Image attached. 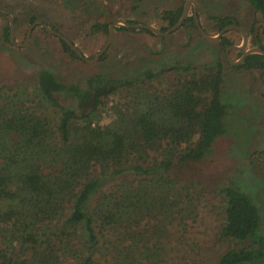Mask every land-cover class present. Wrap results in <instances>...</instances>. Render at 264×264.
<instances>
[{"label":"trees","instance_id":"obj_1","mask_svg":"<svg viewBox=\"0 0 264 264\" xmlns=\"http://www.w3.org/2000/svg\"><path fill=\"white\" fill-rule=\"evenodd\" d=\"M248 1L264 23V0ZM102 3L61 1L81 26L107 34L114 17L99 21ZM27 6H19L14 24L39 18ZM181 11H164L167 27L160 30L176 23ZM212 19L216 30L235 24L231 17ZM181 26L197 32L193 16ZM3 40L9 42L7 23ZM260 42L254 43L264 50ZM231 43L225 36L217 41L222 52ZM233 68L264 72V56L250 54ZM207 69L197 72L187 62L85 88L42 69L31 92L0 91V264H175L173 253L198 264L195 247L172 244L171 229L186 232L198 215L200 165L225 133L223 65ZM167 74L174 77L168 90L152 84ZM59 93L77 106L60 105ZM219 191L220 238L229 245L217 264H264V209L237 187Z\"/></svg>","mask_w":264,"mask_h":264},{"label":"rangeland","instance_id":"obj_2","mask_svg":"<svg viewBox=\"0 0 264 264\" xmlns=\"http://www.w3.org/2000/svg\"><path fill=\"white\" fill-rule=\"evenodd\" d=\"M61 1L0 0V91L9 94L26 89L31 92L36 88L37 75L42 69L51 72L64 84L85 88L91 85L111 86L113 80L131 77L146 69L155 70L190 62L197 72L202 73L207 68H214L217 61L222 63L221 100L229 109L224 119L225 133L215 139L212 154L200 165L198 180L202 184L204 196L198 206V215L189 223L186 232L181 233L176 227L171 229L175 242L172 244L184 241L195 247V261L198 264H217L219 255L229 245L228 241L220 238L223 204L220 203L219 189L237 187L264 209V72L234 69L236 65H231L227 58L236 61L242 51H229L226 55L225 50H220L217 41H207L194 29L182 26L166 36H159L116 30L115 27L121 25L116 24L112 40L104 52L105 57L92 64L67 54L56 37L39 25L34 27L25 42L30 24L21 19L14 24V43L25 44L14 46L10 41L3 40V29L8 24L4 16L13 18L19 15V6L30 5L36 9L40 21L69 38L85 57L93 58L105 43L108 32L92 33L89 28L81 26L76 14L62 6ZM100 1L105 7L98 15L99 21L113 16L110 23L122 18L160 29L167 27V23L161 20L162 13L182 9L189 0H143L139 4L134 0ZM192 1L196 3V14L201 26L209 35H216L219 31L212 17H231L247 33V48L256 46L254 42L258 37L261 45H264V36L261 34L264 23L248 0ZM6 5L12 9H5ZM192 9L193 4L189 3L188 16L193 15ZM223 36L232 42L231 45H239L242 41V35L236 29L227 31ZM173 78V75L167 74L152 84L158 89L168 90V82ZM55 96L62 106H77L75 99L63 96V93ZM48 115L54 116V111L51 110ZM172 255L175 264H186L187 254Z\"/></svg>","mask_w":264,"mask_h":264},{"label":"water","instance_id":"obj_3","mask_svg":"<svg viewBox=\"0 0 264 264\" xmlns=\"http://www.w3.org/2000/svg\"><path fill=\"white\" fill-rule=\"evenodd\" d=\"M189 3L193 4V9H192V13H193V20H194V25L195 28L197 30V32L199 33V35L207 40V41H211V42H215L218 41L227 31L232 30V29H236L238 30L241 35H242V41L239 45H229L225 48V54L227 55L229 53V51H242L240 57L238 60L236 61H231L229 58H227L228 62L231 65H239L241 64L244 59L250 55V54H260L264 56V50L259 48L257 45L253 46V47H249L247 48V43H248V37H247V33L239 26L236 24H230L227 25L225 27H223L222 29H220L216 35H209L208 33H206L204 31V29L201 26V23L199 21V18L196 14V3L192 0L187 1L181 11V14L178 18V20L176 21V23H174L172 26H170L169 28H167L165 31H161L160 29L154 27L153 25L150 24H145V23H134V24H130L128 21L122 19V18H118L115 21H113L112 23H110L108 25V34H107V39L105 41V43L102 45V47L100 48V50L96 53V55L89 59L87 57L84 56V54L77 48V46L66 36L62 35L60 32L52 29L49 25H47L46 23H43L42 21H40L39 19H35L28 27L27 32H26V37H25V42H27V40L30 37L31 31L32 29L36 26L39 25L41 26L48 34L55 36L58 39H61L68 47L69 49L75 54V56L77 58H79L80 60L84 61L87 64H92L94 62H96L100 56L106 51L108 45L110 44L111 40H112V36H113V32H114V26L116 24H121L127 28H135V29H146L148 31H150L151 33L155 34V35H159V36H166L169 33L175 31L177 28H179L181 26V24L183 23V21L185 20V18L188 16L189 13ZM5 18L8 21V26H9V41L10 43H12L14 46H22L25 43H23L22 45L16 44L14 43L15 40V25L13 22V18L10 15H5ZM255 38V36H254Z\"/></svg>","mask_w":264,"mask_h":264}]
</instances>
